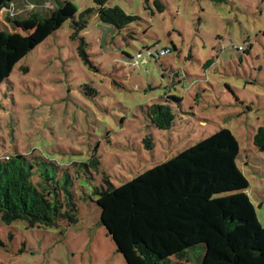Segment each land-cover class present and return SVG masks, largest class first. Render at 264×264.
<instances>
[{"label": "rangeland", "instance_id": "rangeland-1", "mask_svg": "<svg viewBox=\"0 0 264 264\" xmlns=\"http://www.w3.org/2000/svg\"><path fill=\"white\" fill-rule=\"evenodd\" d=\"M60 1L73 3L75 18L36 44L0 87V158L16 151L30 161L41 157L50 176L58 166L66 170L61 187L72 191L74 179L78 196H91L94 184L78 165L92 156L101 161L96 184L107 176L121 185L226 128L240 143L238 164L264 227V151L253 143L264 126V0H160L163 13L156 0H110L138 21L118 30L93 13L78 32L73 21L97 8L96 0ZM57 5L48 0L41 9ZM32 8L15 0L0 10V31L10 32L13 46L31 34L22 19ZM249 43L250 54L238 51ZM165 48L172 53L150 60ZM85 85L100 93L96 99ZM166 95L181 98L190 112L173 132L152 128L145 117ZM149 132L152 152L143 146ZM50 161L56 167L42 166ZM79 210L80 222L69 228L0 221V264H127L101 225L99 206L86 200Z\"/></svg>", "mask_w": 264, "mask_h": 264}, {"label": "trees", "instance_id": "trees-1", "mask_svg": "<svg viewBox=\"0 0 264 264\" xmlns=\"http://www.w3.org/2000/svg\"><path fill=\"white\" fill-rule=\"evenodd\" d=\"M47 1L27 0L33 8L22 22L31 34L17 45H12L9 31H0V87L36 44L78 12L73 3L60 0L53 10L43 12L41 5ZM109 1L96 0L97 8L81 14L79 22L73 21L75 32L87 28L93 13L118 30L138 21L120 7L108 6ZM14 5L15 0H0V10ZM155 5L158 12L166 9L163 1L156 0ZM251 48L249 43L238 51L250 54ZM171 53L169 48L158 50L150 60ZM176 76L179 79L180 74ZM85 91L91 99L100 94L88 85ZM189 113L181 98L166 95L163 102L148 106L145 117L152 128L173 132L176 120L185 122ZM253 143L264 151V126L258 128ZM143 146L149 152L155 149L154 133L143 139ZM240 151L235 135L223 128L135 178L123 179L121 185L111 183L107 176L103 177L105 185L96 184L94 171L99 172L101 161L94 155L78 165L84 168L89 184H94L92 195L83 197L74 189L76 180L71 179L72 191L67 184L59 185L64 168L58 166L50 176L40 167L41 157L30 161L16 151L0 158V221L7 226L22 221L28 229L69 228L80 222V202L88 200L101 209V225L127 264H264V227L247 194L250 184L238 164ZM42 166L56 167L53 161Z\"/></svg>", "mask_w": 264, "mask_h": 264}, {"label": "built area", "instance_id": "built-area-1", "mask_svg": "<svg viewBox=\"0 0 264 264\" xmlns=\"http://www.w3.org/2000/svg\"><path fill=\"white\" fill-rule=\"evenodd\" d=\"M240 49H242V48H240Z\"/></svg>", "mask_w": 264, "mask_h": 264}]
</instances>
